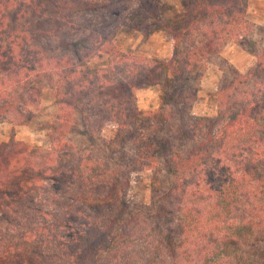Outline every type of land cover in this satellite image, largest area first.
<instances>
[{
    "label": "trees",
    "instance_id": "1",
    "mask_svg": "<svg viewBox=\"0 0 264 264\" xmlns=\"http://www.w3.org/2000/svg\"><path fill=\"white\" fill-rule=\"evenodd\" d=\"M181 2L164 19L160 0H0V123L34 121L45 89L55 106L48 147L0 143V264H264V26L244 0ZM123 29L166 32L171 54L123 50ZM230 42L254 61L229 63L215 115H194Z\"/></svg>",
    "mask_w": 264,
    "mask_h": 264
},
{
    "label": "rangeland",
    "instance_id": "2",
    "mask_svg": "<svg viewBox=\"0 0 264 264\" xmlns=\"http://www.w3.org/2000/svg\"><path fill=\"white\" fill-rule=\"evenodd\" d=\"M246 3L245 16L257 26H264V0H244ZM183 10L181 0H160L159 13L162 18L170 19ZM117 39L122 44V49L134 52L140 56L151 58H167L171 54L172 39L170 36L156 29L152 34H144L123 29ZM219 57H214L212 62L206 63L202 72L200 83L197 87V97L192 104V113L197 116L215 115L216 87L221 80L222 74L227 75L233 64L238 70L244 72L254 61V56L248 53L236 42L226 44L221 50ZM226 61V62H225ZM222 66V69H221ZM165 84L146 87L136 91V103L140 109L147 110L155 108L160 102ZM52 91L44 90L43 99L39 105L38 116L27 125L12 127L8 122L0 123V143L7 141L10 137L25 142L29 146L48 147L49 141L42 129L41 122L48 120L55 112ZM107 129L105 134L111 135ZM151 172L142 171L132 175L130 198L132 201H142L149 194V179ZM1 231V230H0ZM7 240L10 237L4 232L0 234Z\"/></svg>",
    "mask_w": 264,
    "mask_h": 264
}]
</instances>
